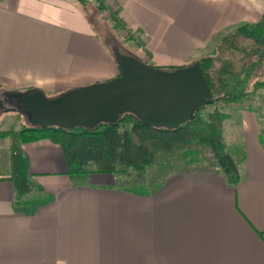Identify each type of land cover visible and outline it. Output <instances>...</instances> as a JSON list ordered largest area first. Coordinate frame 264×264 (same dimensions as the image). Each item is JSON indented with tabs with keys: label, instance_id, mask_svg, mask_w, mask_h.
<instances>
[{
	"label": "crops",
	"instance_id": "1",
	"mask_svg": "<svg viewBox=\"0 0 264 264\" xmlns=\"http://www.w3.org/2000/svg\"><path fill=\"white\" fill-rule=\"evenodd\" d=\"M104 3L141 37L136 57L162 69L212 55L224 34L264 17V0ZM119 75L75 0H0V91L56 97ZM245 101L231 104L224 123L236 185L212 166L174 172L152 189L108 174L75 180L59 144L22 145L43 191L25 197L33 210L22 209L9 175L0 176V264H264L263 129Z\"/></svg>",
	"mask_w": 264,
	"mask_h": 264
},
{
	"label": "trees",
	"instance_id": "2",
	"mask_svg": "<svg viewBox=\"0 0 264 264\" xmlns=\"http://www.w3.org/2000/svg\"><path fill=\"white\" fill-rule=\"evenodd\" d=\"M75 1L85 12L88 0ZM97 1L100 4L105 2ZM111 16L116 25L121 24L118 13ZM198 63L213 103L197 109L190 121L176 129L149 127L135 115L125 114L117 123H101L95 129L30 126L16 132L0 131L1 139H11V174L8 180L15 188V205L31 211L37 203L28 202L25 197L34 191H43L31 181L29 158L22 150V145L40 140H50L62 147L68 174L75 180H83L91 174L115 175L120 179L134 172L144 179L146 170L154 165L158 153L175 157L170 164L188 165L186 163L191 162L194 153L208 149L214 159L210 166L218 167L229 183L236 185L240 181L238 166L227 152L224 140V123L229 116L219 110L207 115L204 111L217 104L230 105L250 100L264 88V81L256 76L257 70L264 64V17L257 24L235 28L233 33L223 37L212 55L200 59ZM174 69L177 67L168 70ZM261 140L264 144V128ZM195 165L192 162L187 167L177 166L175 172L196 170L193 169Z\"/></svg>",
	"mask_w": 264,
	"mask_h": 264
},
{
	"label": "water",
	"instance_id": "3",
	"mask_svg": "<svg viewBox=\"0 0 264 264\" xmlns=\"http://www.w3.org/2000/svg\"><path fill=\"white\" fill-rule=\"evenodd\" d=\"M120 75L108 82L69 90L48 98L41 90L8 93L32 126L95 129L135 115L149 127L176 129L197 109L213 103L198 62L174 70L159 69L117 51ZM1 107L3 103L1 102Z\"/></svg>",
	"mask_w": 264,
	"mask_h": 264
},
{
	"label": "rangeland",
	"instance_id": "4",
	"mask_svg": "<svg viewBox=\"0 0 264 264\" xmlns=\"http://www.w3.org/2000/svg\"><path fill=\"white\" fill-rule=\"evenodd\" d=\"M85 12L88 18L91 20L95 29L108 46L109 50L116 58L117 51L122 54L136 56V53L142 48V39L138 33L134 32L132 29L128 28L120 20L118 10H112L110 7L104 4H100L97 0H88L85 5ZM118 13V20L121 24L116 25L112 20V14ZM234 32V29L227 32L223 37L230 35ZM223 37L220 39L219 43L215 47L216 51L218 46L222 42ZM141 52V51H140ZM258 79L264 81V64L259 67L256 72ZM90 86V85H89ZM48 98H53L47 95ZM8 93L0 91V131H20L24 127H30L32 124L27 120V118L14 111H5L7 108H15L16 105L10 104L7 102ZM1 102L3 107H1ZM249 106H251L258 114L261 127L264 128V88L260 89L256 94L253 95L252 100L245 101ZM214 110H219L221 113H225L228 116L233 114L236 108L233 105L217 104L216 106L208 107L204 114L212 112ZM227 130H229L227 128ZM227 133V143L230 150L231 142H229ZM198 154L200 155L198 158ZM10 155H11V139L9 138H0V176L10 175ZM180 155V154H179ZM175 157H171L165 153H158L155 159V163L152 167L146 170L144 179H140L137 174L134 172L131 176H122L120 178V186L127 188H141L146 187L152 189L153 187L160 184L163 179L170 174H173L177 169L176 167H187L191 165L192 162H195L193 169L200 168H209L214 162L212 153L208 149H203L202 151L196 152L193 154V159L183 164H170ZM200 161L201 164H197ZM170 164V165H169ZM20 207V206H18Z\"/></svg>",
	"mask_w": 264,
	"mask_h": 264
},
{
	"label": "flooded vegetation",
	"instance_id": "5",
	"mask_svg": "<svg viewBox=\"0 0 264 264\" xmlns=\"http://www.w3.org/2000/svg\"><path fill=\"white\" fill-rule=\"evenodd\" d=\"M6 100H7V102L10 103V104L17 105L16 100L13 99V98H9V97H8Z\"/></svg>",
	"mask_w": 264,
	"mask_h": 264
}]
</instances>
